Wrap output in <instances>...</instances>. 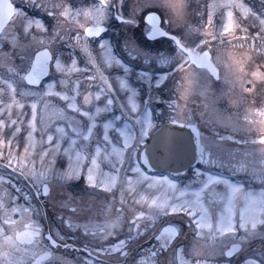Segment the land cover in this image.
I'll return each mask as SVG.
<instances>
[{"label":"flooded vegetation","instance_id":"flooded-vegetation-1","mask_svg":"<svg viewBox=\"0 0 264 264\" xmlns=\"http://www.w3.org/2000/svg\"><path fill=\"white\" fill-rule=\"evenodd\" d=\"M245 1L249 4L251 0ZM259 1L258 12L260 15H264V0ZM11 2L22 15L21 17L14 16L4 27L0 36L8 41L17 39L23 47L32 45V50L30 55L25 58L23 66L14 63L8 57L7 51L4 50V56L0 58V64L3 65V79L9 81L13 87H17L16 89L24 88L30 95H36L35 92L47 83L52 85L44 95V97H53L54 102H51L55 103V108L52 105L50 112H46V116L50 118L49 121H46L48 128L54 132L57 126L65 127L69 136H72L71 129L67 128L70 120L73 123L79 122L85 131L90 124L88 117L79 112H73L67 107V102L63 104V100L49 93L65 92L77 87L80 93L76 98L77 104L89 112L93 111L95 107L101 106L100 104L105 105L108 98L113 100L110 111L101 112L96 117L95 130L97 133L93 134L90 141L87 142L90 151L94 152L97 144L102 150L98 157L100 167L94 172L98 179L101 173L113 171L109 161L104 159L105 145L102 142L104 131L102 128L105 122H111L116 128L121 129L127 125L132 131L141 127L138 126L134 117L150 114L152 124L150 128L152 129L166 121L178 120L194 123L198 127L201 145L204 134H208L210 137V130L213 127L209 122L203 123L201 108L198 107V104L183 106L182 113H178V117L163 122L161 118L162 116L166 117L167 110L162 105V109L159 111V106H156L160 104L154 102L155 89L143 91L142 87L145 85L141 82L140 77H151L155 81H162L163 87H165L164 94L176 96L179 99L182 94L180 92L181 81L184 80L186 69L190 68L196 72L204 71L205 73L206 71L186 63L187 56L181 54L173 40L164 37L148 40L146 34L150 30V26L143 19L138 20L135 0H110L106 18L100 21L93 19L97 13L93 10L91 12L89 9L93 5L99 7V0H44L42 3L40 0H11ZM60 5L64 7H60ZM69 6L76 9L74 13L72 10H68ZM66 10L67 14L62 15ZM77 10H79V15H77ZM151 11L155 10H146L140 15L144 17ZM90 16H92L91 20ZM27 20L40 21L42 27L38 28L33 22L31 27L26 30ZM72 23H75L76 26H73ZM88 26L103 27L104 31L99 36H87L85 29ZM161 26L166 31L175 34L185 47L192 49L197 54H200L204 49H209L212 60L217 64L213 57V49L195 50L188 45L185 33H175L163 26L162 22ZM36 36L39 38L38 43L32 42ZM101 41L105 42L109 53L127 67V72H123L122 78L130 88L133 86L138 97L142 98L143 105L138 107L137 113H132L128 105L127 98L130 93L127 89L120 88L119 79L114 73L108 72L109 66L103 63L100 55L101 49H103L100 47ZM135 47H140V51L133 52ZM44 48L48 49L52 55L48 64V73L37 85L28 84L22 78L30 70L36 52ZM86 50L91 54L94 63L89 62ZM57 58L61 60L63 71L55 70ZM160 58L167 64L156 67L154 62ZM73 60L76 61L74 65ZM101 73L107 77L113 91L96 101L94 94L99 90L98 86L101 85ZM91 76H94L95 79L90 80ZM61 81H64V84H61ZM171 86L172 88H170ZM88 93L93 94V105L83 106V97ZM68 94L73 95L71 91H68ZM20 116L14 113L7 118L18 119ZM16 119L13 120L15 122L13 125L22 122L24 130L21 132L23 133L20 132L11 139L7 130L0 137V176L4 178L3 181H0V200L4 205L3 208H0V229L3 230L0 232V253H11L14 258L20 261V264H31V255L24 256L16 252L13 246L5 240V237L12 236L14 238L16 232L24 231V224L31 220L38 222L41 226L42 235L45 237L44 245H48L46 237L49 233L59 239L56 247L52 248L51 245H48L47 248L41 250L40 257L42 258L38 257V264H49V261H52L53 264H86L87 260L93 261V264H139V262L142 264H179V255H183L185 260H190L193 264L194 259L197 258L202 259L206 264H264V226H260L255 231L238 228L234 234L221 237L217 231V225L227 227L229 223L228 219L226 225L225 221L221 222V212H224V216L229 213L226 206L221 204L222 197L217 195L211 196L210 204H207L214 214L210 229L195 228V221L201 214L198 206L197 216L194 218L186 213L173 214L169 211V213H160L154 221L149 220L148 214L154 208L149 200L153 190H146L147 186L145 185L143 188L137 189L136 193H132L127 183L128 177H131L132 174L131 169L139 165L134 142L129 148L128 154L125 152L124 164L116 163V168L120 169L116 185L114 187L111 185L96 187L90 185L87 180L86 165L89 161H85V166L82 167L78 176L69 177L66 175L67 171H70V161L63 148L68 147V137L63 138V147L58 153L47 155L42 159V153L49 148V145L46 136L43 143L41 142L40 129L43 127L40 126L41 122H34L36 131L34 138L30 140L29 125H26L23 120L16 122ZM109 134L117 148H121L122 140L115 129L111 128ZM232 138L230 135L226 136L227 143L233 144ZM260 139L264 140V138ZM225 154L228 163L221 161L219 162L220 166L216 165L220 172V176L216 177L229 180L235 170L233 160L241 154H234L231 150ZM249 156V153L245 155V161L249 160ZM72 157L71 163L75 164V153L72 154ZM200 158L199 155V160ZM110 159L112 162H116L117 157L113 154ZM141 168L147 176H156L143 166ZM32 170H35L36 173H50L45 177L50 186L47 196L42 194V184L39 185L41 193L35 189L34 178L30 175ZM223 171L227 172L224 177L221 175ZM208 172V170L200 171V173ZM215 173L211 174L216 175ZM197 175L196 168H192L186 170L185 174L174 177L173 180L179 187H182L187 183L199 181L200 178H197ZM132 188L136 189L134 185ZM214 191L218 193L217 190ZM220 193L223 194V191L221 190ZM144 196L149 197L147 202H136ZM14 207L30 208V211L27 214L11 211ZM5 209L8 210L7 216H5ZM140 212H144L145 216L139 220L141 229L137 231L136 225L131 222L133 217ZM231 213L233 214V207H231ZM254 218L260 217H252V219ZM6 219H11L16 223L9 226L5 223ZM65 219L70 220L73 228H68L65 225ZM233 219L239 220L234 216ZM169 226L176 230V234L164 245L157 237L163 228ZM61 237L62 239H60ZM169 238L168 234H165L162 240ZM118 241H125L126 255L104 250L110 245H115ZM65 244L68 247H64ZM237 244H239V249L235 250L234 247ZM21 247L29 248L30 246L24 243ZM52 250L54 251L53 256H43V251ZM197 250L200 253L199 257ZM152 252L156 253L154 259L150 255ZM7 260V256L0 255V264Z\"/></svg>","mask_w":264,"mask_h":264},{"label":"rangeland","instance_id":"rangeland-1","mask_svg":"<svg viewBox=\"0 0 264 264\" xmlns=\"http://www.w3.org/2000/svg\"><path fill=\"white\" fill-rule=\"evenodd\" d=\"M43 1L40 0L41 3ZM135 1L139 21L143 19V16L140 15L143 11L155 10L160 14L163 26L175 33L186 34V41L189 42L190 47L195 50L213 49V57L220 70L219 80H214L204 71L196 72L187 68L184 73V80L181 81L180 92L182 94L179 99L176 96L164 94L165 87H163L162 81H155L151 77H140L141 82L145 85L142 89L143 91L155 89L154 102L160 104L156 106H159V111L162 109V105L167 110L166 117L162 116L161 118L163 122L178 117V113H182L183 106L199 105L203 123L209 122L211 124L209 125L213 127L210 130V137L208 134H204L202 137L200 150L202 164L220 166L221 163L219 162L221 161L228 163L225 153H229V150L233 151L234 154H241L233 160L234 169L239 173H236L237 178L234 181L227 180L229 184L238 186L239 190L233 193L223 183L216 184L214 187V190L219 193L217 196L222 197L221 204H224L227 209L233 207L235 219L240 217L241 212H244L249 221L252 220V217H260L261 200L264 199L261 196V193L264 192V142H262L264 140L260 139L264 138V26L260 25L259 19L245 15L238 7H225L226 4H229V0ZM235 2L245 3L250 9L252 8L244 0H235ZM253 2L260 4L259 0H253ZM210 5L213 7L210 8ZM89 9L92 12L91 6ZM68 10H72L74 13L76 9L69 6ZM209 12L212 13L211 24H209ZM229 12L232 13L233 27L230 31L225 32L222 25L227 24ZM253 13L260 19H264V15H260L258 11ZM91 18L92 16H90V20ZM72 25L76 26L75 23ZM38 40L39 38L36 36L32 42L38 43ZM4 50L7 51L8 57L14 63L23 66L25 65V58L30 55L32 45L23 47L17 39L8 41L0 36V58L4 56ZM101 50L100 55L104 61L109 51L107 48ZM134 50L132 51L138 52L140 47H135ZM154 63L156 67L167 64L161 58ZM2 68L3 65L0 64V137L7 130L11 139L23 131L22 122L13 125V120L16 118H7V116H12L14 113L20 116L22 109V115L16 119V122L23 120L26 125H29V121L32 119L33 104L36 105V114L40 115V118L36 115V121L41 122L40 126L48 125L46 121H49L50 118L46 116V112H50L52 105L55 108V103L52 104L54 98L44 97L45 93L48 92L50 83L43 85L35 92L36 95H30L24 88H18V90L9 81L3 79ZM55 70H57L56 66ZM107 70L114 73L117 79L122 78L123 72H125L121 65L115 64L108 67ZM152 72L154 73V71ZM131 88L134 89L133 86ZM134 99L138 107L143 105L142 98L138 97L137 94ZM62 103L66 104L65 101ZM100 105L99 108L105 106L104 104ZM138 126L141 125L138 124ZM50 130L52 131V129ZM102 130L104 129L102 128ZM132 132L137 137L134 145L136 151L139 152L147 141L150 129H148L146 136L141 134V127L132 130ZM95 133L97 132L94 128L93 134ZM228 135L233 137V144L227 143L226 136ZM31 138H34V132H32ZM128 150L126 151L127 154ZM248 153L250 155L249 160L245 161V155ZM196 171L200 182H190L182 187L178 186L179 188H188V198L191 199H195L191 193L202 187V180L208 176L202 175L198 169ZM164 177L170 179L169 176ZM131 178L132 185L136 189H140V185L145 184L135 173L131 174ZM158 188L159 190L152 189L151 196V198H157L158 203L160 202L159 198L165 193L172 195V190L167 189L166 186H158ZM221 190L223 194L220 193ZM208 192L209 190L205 189L201 195L200 199L206 211L201 212L198 217L200 219L203 216L205 225H212L214 214L210 206L207 205L210 204L208 198L211 197ZM229 196H231V203ZM149 200L151 201V199ZM227 217L228 215L223 220L225 225ZM203 229L210 228L205 226Z\"/></svg>","mask_w":264,"mask_h":264},{"label":"snow or ice","instance_id":"snow-or-ice-1","mask_svg":"<svg viewBox=\"0 0 264 264\" xmlns=\"http://www.w3.org/2000/svg\"><path fill=\"white\" fill-rule=\"evenodd\" d=\"M167 2V0H166ZM110 4V0H99V7L96 5L91 6L93 11L97 13L96 16L93 17L94 20L100 21L106 18L108 7ZM2 5H11L12 7V14L10 16H7V19L10 20L14 16H20L21 12L17 8L14 7L11 0H0V6ZM174 6V5H173ZM60 7H64L63 5H60ZM210 8L213 7V5L209 6ZM225 7H238L245 15H249L252 17H256L259 19L260 25L264 26V19H260L259 16H257L255 13L252 12V10L242 2H235V0H229V4H226ZM67 10L62 13V15H66ZM87 15V12L85 13ZM77 15H79V10H77ZM232 13H228V22L226 25L223 26V30L225 32H228L233 27L232 24ZM122 19V18H121ZM148 23L151 25V31H149V36L153 37L155 34L159 35H167L166 32L160 31L159 28L156 26L157 17L154 14H150L147 17ZM4 22L5 19H0V29L4 28ZM35 23L38 28L42 27V24L40 21H32L27 20L25 24L26 30L31 27L32 23ZM212 22V13L209 12V24ZM104 31L102 27H94V28H88L85 29V35L87 36H99V34ZM43 43V42H41ZM177 46L180 49L181 54H188L191 55V49L185 47L183 44H181V41L179 39L176 40ZM101 48H106L107 45L104 41L100 42ZM86 55L89 56V62L94 63L91 59V54L87 52ZM209 58L208 52H203L202 56L197 57V60L203 65L205 61H207ZM52 59V55L48 52L47 49H45L43 52H39L36 57V61L33 64V67L31 71L22 79H27L29 84H38L40 82V77L45 75L47 73V62ZM73 65L76 63L75 60L72 61ZM104 64L111 67L113 64L115 65H122V62L117 59L114 55L109 53L106 58L103 61ZM125 72H127V67L123 66ZM209 67L211 65L209 64ZM56 68L58 71H63V67L61 64L60 59H56ZM214 72V69H213ZM147 75V74H144ZM90 80H94L95 77L91 76L89 77ZM101 85L98 86L99 90L94 94L95 100L99 101L100 98L104 95H108L113 91V87L111 84L108 83L107 77H105L102 73L100 75ZM61 84H64V81L60 82ZM159 83V82H158ZM119 86L121 89H127L128 93V105L130 107V110L132 113L138 112V104L136 103L134 97L136 95L135 90L130 88L127 84V82L123 78H119ZM49 87H52V85H49ZM68 91H71L73 95H69ZM65 92H56V93H49L50 95H55L59 97L61 100L67 102V107L71 109L73 112H79L82 115L88 117L90 124L85 131L80 126L79 122L73 123L71 120L67 124V128L71 129L72 136H69L68 131H66L65 127L57 126L55 128V131H51L47 125L42 127L40 129L41 132V142L43 143V139L46 136L49 148L45 149L42 153V159L50 154L58 153L61 148L63 147L62 140L64 137H68L67 144L68 147H64L63 151L68 154L69 161H70V171H67L66 175L71 176H78L81 173V169L83 166H85V161H89L87 163V180L88 183L92 186H99V187H106L107 185L115 186L117 179L120 174V169L116 168V163H119L120 165L124 164L125 161V152L128 150L132 145L134 140L136 139L135 134L129 129L127 125H125L124 129L116 128L114 124L111 122H105L103 124V137L102 142L105 145L104 148V159L108 160L111 164V167L113 171L111 173H101L100 178L98 179L97 176L94 174L96 170L99 169L100 165L98 164V157L101 155V148L99 144L96 145L95 151L92 152L89 150V144L87 142L90 141L91 137L93 136V129L95 128L97 124L96 117L101 112L110 111L111 105L113 103V100L111 98H108L104 108L95 107L94 111H86L84 108L77 104V96L80 94L77 87H73ZM93 105V94L88 93L85 94L83 97V106ZM22 107V105H21ZM63 111V110H61ZM137 124L141 125V134L146 136L148 134V129L152 127L150 114H145L143 116L137 115L134 117ZM36 121V105H32V119L29 121V127L31 131L29 132V139L31 140L32 132L36 131L35 122ZM174 123L176 121H173ZM15 123V122H13ZM43 123V121H42ZM113 128L115 131L119 134L120 139L122 140L123 147L117 148L116 144L113 143L112 137L109 134V129ZM19 131V129H17ZM79 141V143H78ZM264 142V141H262ZM109 148L111 149L109 151ZM75 153V164H72V154ZM115 154L117 157L116 162H112L110 157ZM203 158V152L201 153ZM132 173L137 174V176L142 179L146 184V190L149 189H157L159 190V187L166 186L167 189L172 190V195H168L165 193L162 197L159 198L160 202L158 203L157 198H151V204L154 206V208L150 211L148 214V219L151 221H154L156 217L160 213H169V211L173 214L175 213H186L188 216L194 218L197 216V206L199 205V210L201 212H205L206 210L203 208V204L201 202V195L205 192V189H208L209 196H216L219 195L214 191V187L216 184L223 183L228 186V188L231 189L233 193L238 191V186L231 185L227 180H222L220 177H214L211 175H208L206 178L202 180V187L196 189L191 193L192 197H195V199L188 198V188H179L177 183L174 180L169 179L168 177L160 176V177H149L147 176L142 168L137 165L131 169ZM50 173L40 172L36 173L35 170H32L30 175L34 178V187L37 190L38 193H41V187L39 185H43L42 188V194L47 196L50 192V186L45 177L49 175ZM3 176H0V181H3ZM145 184H141L140 187H144ZM128 186L132 193H136L137 189L132 188V178L128 177ZM211 186V187H210ZM261 196L264 197V192L261 193ZM149 197L144 196L141 197V200L136 201L137 203H140L141 201L147 202ZM229 202L231 203V196H229ZM3 201L0 200V208H3ZM11 211H20L22 213L27 214L30 211L29 209L24 208H12ZM229 215L227 217L228 219V226L227 227H221L219 224L217 225V231L219 232L221 237H224L229 234H234L237 232L238 228L244 229L245 231L257 230L260 226H264V199L261 200V207H260V218H254L251 221L246 219L244 212H241L239 220L233 219V214L231 213V208L229 207L227 209ZM8 210L5 209V216H7ZM145 216L144 212H140L137 216L133 217L132 224L136 225V230L140 231L141 225L139 224V220ZM224 212H221V222L224 220ZM5 223H7L9 226L14 225L16 222L11 219H6ZM65 225L68 228H73V224L70 222V220L65 219L64 220ZM250 224V227H249ZM209 227L211 228V224L205 225L203 223V216L200 217V219H197L195 221V228L201 229L202 227ZM24 231L22 232H16L14 235V238L12 236L5 237L6 242L13 246L14 250L16 252H19L23 254L24 256L31 255L32 261L31 264H38V257H40V252L42 249H45L48 247V245H51L52 248L56 247L58 245V240L56 237H54L51 233H49L46 237V240L48 241V245L43 244V240L45 237L42 235V229L41 226L36 221H31L27 224H24ZM3 230L0 229V232ZM165 234H168L170 237L169 239H163ZM176 234V230L169 226L162 229L160 235L157 237L158 240H161L164 245H166ZM199 234V233H198ZM111 235V233H109ZM62 239V237L60 238ZM27 243L30 247L29 248H23L21 247L22 244ZM64 247H68V245H64ZM106 252H119L121 255H126L125 251V241H118L115 245H110L107 247V249H104ZM99 251V250H98ZM54 251H43V256H53ZM0 255H4L8 257V260L3 262V264H20V261L12 256L11 253H0ZM152 259L156 256L155 252L150 253ZM200 253L199 250H197V256L199 257ZM42 258V257H40ZM179 264H193L190 260H185L183 258V255H179ZM49 264H53L52 261H49ZM86 264H93V261L87 260ZM139 264H142V262H139ZM194 264H206L205 261L202 259H194Z\"/></svg>","mask_w":264,"mask_h":264},{"label":"water","instance_id":"water-1","mask_svg":"<svg viewBox=\"0 0 264 264\" xmlns=\"http://www.w3.org/2000/svg\"><path fill=\"white\" fill-rule=\"evenodd\" d=\"M11 14V5L0 6V19H5L4 26L9 21L7 16H10ZM150 14H154L157 17V28H159L160 31L165 32L160 27V17L157 13H148L145 16V21L148 23L147 17ZM1 31L2 29H0V32ZM147 36L150 39L156 38L158 36H166L173 38L175 41L177 40L175 36L169 33H167V35H159L157 33L153 37H150L149 34H147ZM43 51L44 50H41L39 52ZM203 52L200 55H196L193 52H191V55H187L189 60L197 67L207 69L215 79H218L219 70L211 61L210 54L208 60L205 61L203 65L197 60V57L202 56ZM37 54L35 55V61ZM209 64L211 67H209ZM199 145V131L194 125L181 122H168L163 124L154 132L149 143L141 152V162L148 168L157 170L160 173H164L165 171H170L175 174L183 172L186 168L195 166L199 154Z\"/></svg>","mask_w":264,"mask_h":264}]
</instances>
